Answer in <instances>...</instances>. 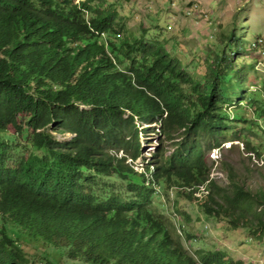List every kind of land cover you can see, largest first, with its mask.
I'll use <instances>...</instances> for the list:
<instances>
[{
  "label": "trees",
  "instance_id": "1",
  "mask_svg": "<svg viewBox=\"0 0 264 264\" xmlns=\"http://www.w3.org/2000/svg\"><path fill=\"white\" fill-rule=\"evenodd\" d=\"M75 1L0 0V264H243L219 249L194 258L157 212L164 194L197 200L187 188L209 179L206 159L157 169L161 196L116 156L137 154L132 115L152 120L151 106L169 112L172 129H203L236 70L240 39L231 32L236 48L216 55L205 83L144 37L110 41L116 65L94 31L121 34L117 10ZM50 129L75 135L61 141ZM26 132L31 142L21 144ZM241 136L245 151L264 160L263 145ZM223 164L230 190L212 180L198 204L207 217L263 239L264 189Z\"/></svg>",
  "mask_w": 264,
  "mask_h": 264
},
{
  "label": "rangeland",
  "instance_id": "2",
  "mask_svg": "<svg viewBox=\"0 0 264 264\" xmlns=\"http://www.w3.org/2000/svg\"><path fill=\"white\" fill-rule=\"evenodd\" d=\"M105 3L114 6L119 17H123L122 22L131 35L145 33L146 40L164 43L171 55L179 58L185 69L196 78L203 77L208 65L223 47L231 49L232 45L228 43L231 32L242 37L241 48L247 51L253 39L264 36V0H105ZM195 5L198 8L193 12L190 9ZM249 60V54L243 55L239 58L238 67L249 65ZM245 75L243 92L246 90L248 93L252 85H258L260 77L255 71H245ZM250 95L260 97V93L251 92ZM227 108L232 111L234 105L231 103ZM54 134L58 139L70 137L68 133ZM31 136L30 132H26L19 142L30 144ZM157 139V136L151 135L148 138L150 142L143 143L146 157L156 149ZM242 149L241 144L240 149L236 147L225 151L222 160L234 165V172L242 183L253 189L258 186L264 189V162H254ZM31 150L36 151L32 146ZM218 170L214 172V178L229 191L226 168L219 166ZM159 200L157 212L163 214L175 231L174 236L194 257L198 250L218 248L233 259L253 264L264 248V238L257 239L243 227L233 229L226 219L207 217L198 202L172 195L170 200L166 196ZM183 224L184 229L180 226ZM251 236L252 240L248 241Z\"/></svg>",
  "mask_w": 264,
  "mask_h": 264
},
{
  "label": "clouds",
  "instance_id": "3",
  "mask_svg": "<svg viewBox=\"0 0 264 264\" xmlns=\"http://www.w3.org/2000/svg\"><path fill=\"white\" fill-rule=\"evenodd\" d=\"M81 1L83 0H76L75 2L79 4ZM197 6L198 5H195V7L192 6L190 10L193 12L197 11ZM122 20L123 17L120 18V22L124 25L123 32L121 34H116V36L106 31H94V33L98 36L97 38L99 43L106 46L107 53L111 56L113 62L116 65H118L117 59L109 50L110 41L114 40L117 37H121L122 35H130L132 37H144L145 41L153 42L150 40H146L144 36L145 33H142L139 36L131 35L126 27V24L122 22ZM236 38L240 39V43L243 45L242 37L237 36ZM228 43L232 46L231 49L228 50L223 47L226 51L229 52L230 50H234L236 48V45H234L233 43H230L229 41ZM167 51L170 54L171 58L177 59L179 61L180 67L184 72L188 73L193 79H200L202 83H205V78L210 72V66L214 64L213 62L216 58V55L221 52L220 51L216 53L213 60L208 65V69L205 71L203 77L196 78L185 69L179 58L172 56L168 49ZM248 51L242 49L241 53H237L236 57H238V59L236 70L230 77L226 79V91L224 92V94H222V97L219 98V102L217 103L216 107L214 109H208L206 111L205 124L203 125V129L195 130L194 132H188V129L185 126H175L172 129L166 123L169 117V112L165 110L164 112L160 113L158 112V109L153 106L149 107V109H151L152 112L156 111L157 113H153L152 116L154 117L152 120L144 121L141 120L137 115H132L134 116V124L138 128V152L134 155L131 150H120L116 153V156L118 158H124V162L129 168L134 171V173L144 174L146 177V183H152L153 187L157 189V194L162 196V191L159 189V186L155 182L154 178L156 176L157 169H160L162 167L179 169L187 166L195 159H200L201 157L206 159L211 165L209 179L201 184H197L187 188V191L193 192L194 197H196L197 200L195 202H198L209 194V182L212 180L217 182V179L213 176L214 172H219V166L222 169L225 168L223 164V161L225 162V160H222L225 151H228L229 149L231 150L232 148L236 147L240 149V146L242 144L243 149L241 151L243 153H246V156H248L250 159L253 158L254 162L256 161L258 163L261 160L264 162V160L262 158L259 159L256 154L247 153L245 151V142L242 138L243 135L240 138V134H245L246 138H249L252 141L260 142L264 147V36H259L256 39H253L251 44L248 46ZM245 54H249L250 56L249 65L238 67L239 58ZM237 70L239 71L238 74ZM245 71H255L260 77L258 85L256 83L252 85V90L248 93H246V90L243 92V87L247 78L245 75ZM260 82H262V85H260ZM255 85H257V88H254ZM251 92L255 94L260 93V97L251 96ZM147 93L150 96L152 95V93L149 91H147ZM231 103L234 105V108L232 111H229L227 106ZM79 107L88 108V106L83 104H80ZM144 107L148 108V105ZM236 109H239V112H236ZM130 115L131 112L126 110L124 118H128ZM143 128H146V130L142 131ZM50 131L52 132V134H54V132L70 134V137L64 139H58L56 137L61 141L69 140L75 135L74 133L68 131L58 132L54 129H50ZM151 135L158 137V143L156 149H154V152H152L149 157H146L144 154L143 143L147 144L148 142H150L148 138ZM142 160L144 162H142ZM138 162H140V164ZM226 177L228 179L227 171ZM201 186H203L204 188H201ZM170 195L173 196L172 193ZM163 197L164 195L162 196V198ZM180 226L184 229L185 224ZM173 234H175L174 230ZM252 237L253 236H251L248 241L252 240ZM181 244L186 253L190 254L189 252H187L182 242ZM198 251L195 257L191 254L190 255L199 260ZM238 260H241L244 264V261L242 259ZM253 264H264V248L260 252L258 259L254 261Z\"/></svg>",
  "mask_w": 264,
  "mask_h": 264
},
{
  "label": "bare ground",
  "instance_id": "4",
  "mask_svg": "<svg viewBox=\"0 0 264 264\" xmlns=\"http://www.w3.org/2000/svg\"><path fill=\"white\" fill-rule=\"evenodd\" d=\"M201 188H204L203 186H201Z\"/></svg>",
  "mask_w": 264,
  "mask_h": 264
}]
</instances>
